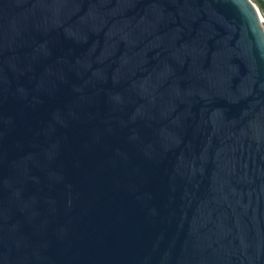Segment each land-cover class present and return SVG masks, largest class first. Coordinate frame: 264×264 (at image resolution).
Segmentation results:
<instances>
[{
	"label": "water",
	"instance_id": "water-1",
	"mask_svg": "<svg viewBox=\"0 0 264 264\" xmlns=\"http://www.w3.org/2000/svg\"><path fill=\"white\" fill-rule=\"evenodd\" d=\"M0 264H264L257 0H0Z\"/></svg>",
	"mask_w": 264,
	"mask_h": 264
},
{
	"label": "trees",
	"instance_id": "trees-1",
	"mask_svg": "<svg viewBox=\"0 0 264 264\" xmlns=\"http://www.w3.org/2000/svg\"><path fill=\"white\" fill-rule=\"evenodd\" d=\"M257 1L261 4V6H262V8L264 10V0H257Z\"/></svg>",
	"mask_w": 264,
	"mask_h": 264
}]
</instances>
